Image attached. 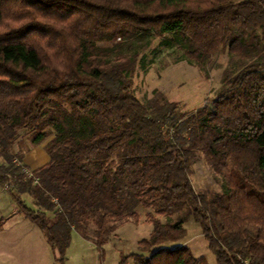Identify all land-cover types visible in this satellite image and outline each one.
<instances>
[{
	"label": "trees",
	"instance_id": "trees-1",
	"mask_svg": "<svg viewBox=\"0 0 264 264\" xmlns=\"http://www.w3.org/2000/svg\"><path fill=\"white\" fill-rule=\"evenodd\" d=\"M154 37L201 69L227 51V87L191 113L159 89L138 99ZM23 138L46 143L49 162L28 167ZM200 157L264 203V0H0V184L60 264L74 228L102 248L143 213L153 227L136 264H205L171 245L190 217L218 264H264L262 225L223 221L236 189L194 187Z\"/></svg>",
	"mask_w": 264,
	"mask_h": 264
},
{
	"label": "rangeland",
	"instance_id": "rangeland-1",
	"mask_svg": "<svg viewBox=\"0 0 264 264\" xmlns=\"http://www.w3.org/2000/svg\"><path fill=\"white\" fill-rule=\"evenodd\" d=\"M230 54L225 50L216 53L205 69L188 61L174 62L169 53L167 38L154 37L141 55L134 77L133 93L147 101L155 89L163 91L171 101L182 104V110L194 112L206 102L217 98L227 87L230 74L226 71ZM42 143L40 145H44ZM30 140L23 138L17 150L26 154L34 149ZM198 192L211 193L224 190L227 183L236 189L238 209L223 214L228 228L237 229L246 223L262 225L264 236V203L255 195L238 186L229 172L219 179L203 157L193 164L191 176ZM28 206L34 207L31 196L25 195ZM49 215V213H48ZM0 262L2 264H55L54 253L41 229L19 211L11 194L0 184ZM152 224L144 213L140 222H128L120 226L116 235L100 248L89 229L72 231L66 251L67 264H136L140 252L139 242L149 236ZM186 237L172 246L187 245L195 257L204 258L205 264H218L201 226L192 217L185 223Z\"/></svg>",
	"mask_w": 264,
	"mask_h": 264
},
{
	"label": "crops",
	"instance_id": "crops-1",
	"mask_svg": "<svg viewBox=\"0 0 264 264\" xmlns=\"http://www.w3.org/2000/svg\"><path fill=\"white\" fill-rule=\"evenodd\" d=\"M49 160H50V157L48 156L46 150L44 149V145H36L35 148L30 150V152L28 154H26L24 157L25 163L31 169L39 168V167L47 164L49 162ZM1 223L2 222H0V226L2 228L5 225H1ZM54 258H55V264H60L57 261L55 254H54ZM0 264H2V263L0 262Z\"/></svg>",
	"mask_w": 264,
	"mask_h": 264
},
{
	"label": "built area",
	"instance_id": "built-area-1",
	"mask_svg": "<svg viewBox=\"0 0 264 264\" xmlns=\"http://www.w3.org/2000/svg\"><path fill=\"white\" fill-rule=\"evenodd\" d=\"M24 170H25V172H27L28 174H30V175H31V173H30V172H29V171H28L26 168H25Z\"/></svg>",
	"mask_w": 264,
	"mask_h": 264
}]
</instances>
